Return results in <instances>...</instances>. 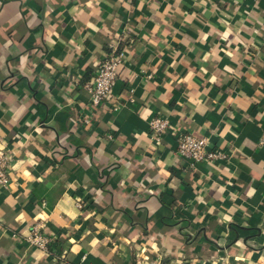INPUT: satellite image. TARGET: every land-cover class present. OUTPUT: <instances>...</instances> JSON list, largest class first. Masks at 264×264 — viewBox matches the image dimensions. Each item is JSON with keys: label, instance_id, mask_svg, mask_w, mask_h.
<instances>
[{"label": "crops", "instance_id": "obj_1", "mask_svg": "<svg viewBox=\"0 0 264 264\" xmlns=\"http://www.w3.org/2000/svg\"><path fill=\"white\" fill-rule=\"evenodd\" d=\"M185 132L226 158L178 155ZM263 138L264 0H0V264H264Z\"/></svg>", "mask_w": 264, "mask_h": 264}, {"label": "built area", "instance_id": "obj_2", "mask_svg": "<svg viewBox=\"0 0 264 264\" xmlns=\"http://www.w3.org/2000/svg\"><path fill=\"white\" fill-rule=\"evenodd\" d=\"M126 50L124 48L112 47L98 64L93 76L83 84L88 94L91 108L97 107L104 102L111 94L112 87L118 77L119 69L122 67ZM113 109H116L114 107ZM88 121L87 119L85 120ZM169 122L165 118L152 117L149 120V135L155 140L161 139L162 133L168 128ZM264 141V138L262 139ZM206 137H197L192 133H180L177 137L176 153L192 162L204 160H218L226 158V153L219 149L207 148ZM11 154L9 150L0 146V187H7L9 184V167ZM43 223L38 222L31 226L25 240L32 246L39 249H47L51 237L45 232Z\"/></svg>", "mask_w": 264, "mask_h": 264}]
</instances>
